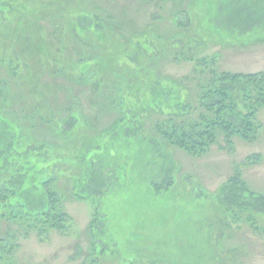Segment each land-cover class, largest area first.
Here are the masks:
<instances>
[{
  "label": "rangeland",
  "instance_id": "1",
  "mask_svg": "<svg viewBox=\"0 0 264 264\" xmlns=\"http://www.w3.org/2000/svg\"><path fill=\"white\" fill-rule=\"evenodd\" d=\"M219 1L23 0L21 8L10 13L18 18L6 32L13 35L19 29L21 36L14 43L10 35L6 42L10 47L5 45L3 50L5 55L20 54L26 64L19 68V81L15 79L6 88L7 96L0 97L6 100L0 102L3 115L16 122L28 139L33 138L31 142L61 147L64 141L58 122L70 106L78 105L84 124L73 136L79 149L83 144L84 148L98 145L100 134L115 129L109 137L116 141L119 121L134 104L123 99L127 107L116 109L115 94L122 86L125 96L145 100L148 95H141L142 90L158 88L169 80L183 86L190 104L195 105L200 60L207 58L209 67L222 71L264 73V25L259 22L264 0H231L226 9ZM31 2L36 10L26 5ZM240 3L249 5L250 13L237 15ZM215 6L225 12L224 17L212 18L217 25L250 24L260 31L228 43L215 31L203 29L205 18L187 24V13L194 10L204 17ZM201 28L204 37L185 49V37ZM141 35H148L150 50L132 47V38ZM66 40L71 54L63 50ZM177 44L182 47L174 48ZM36 50L40 51L35 57ZM80 59H91L92 65L80 71L76 67ZM1 73L11 80L6 69ZM168 117L146 107L139 118L130 120L138 125L134 129L140 134L138 141L152 146L151 159L133 142V156L122 155L103 168L100 164L107 182L102 193L90 186L83 197L70 192L71 181L58 177L57 185H69L65 205L73 221L63 233L51 230L47 236L22 227L0 230V237L11 243L0 250V264H264V231L230 217L215 194L237 169L253 191L264 194V105L254 120L259 123L257 137L248 141L235 137L234 151L227 148L223 137L201 155L172 145L155 129L158 121ZM250 156H255L253 161H248ZM169 172L175 185L168 193L164 187L158 192L153 184L163 182ZM96 215L97 231L89 227ZM255 220L264 227L263 220ZM91 251L98 257L93 262Z\"/></svg>",
  "mask_w": 264,
  "mask_h": 264
},
{
  "label": "trees",
  "instance_id": "2",
  "mask_svg": "<svg viewBox=\"0 0 264 264\" xmlns=\"http://www.w3.org/2000/svg\"><path fill=\"white\" fill-rule=\"evenodd\" d=\"M228 1L220 0L219 5L226 9V6L232 3L231 0ZM13 3L15 7H12ZM240 4V8L236 10L237 15H242L246 10L250 13L249 5L246 3ZM21 5H23V0H0V97L3 98L7 96L6 88H11V83L15 79L14 82L19 81L17 74H19L20 66L26 64L20 54L5 55L3 50L5 45L10 47L7 44L11 35L9 32L6 34L7 31H10L8 27L15 25V18H18L10 16V13H13L14 9H19ZM26 5H28V8L37 9L32 2ZM198 14L194 10L189 14L187 13V24L191 23L193 19L205 18L206 25L203 29L215 31V34L222 36L228 43L233 42L234 39L240 40L239 37L244 35L253 36V34L260 31L259 28L250 24L232 25L228 22L221 26L217 25L212 18L216 15L220 16L219 14L224 17L225 12L218 11L216 6L209 9L204 17H199ZM95 16L97 18V15ZM174 22L177 27L182 26L178 21ZM259 22L260 25L262 23L264 25V8L259 14ZM63 29H65V25ZM184 30L189 29L184 28ZM12 33L11 37H13L15 43L21 36L19 34L20 30H14ZM202 34H204L202 28L200 31H191L185 37V46L183 45L185 49L190 45H194L199 38H203ZM141 36L143 38H132V47L141 49L142 46L145 50H150L148 35ZM247 36L242 38L247 39ZM62 45L63 50L69 54L70 41L66 40ZM36 46L38 47V45ZM178 47L180 48L182 45H174V48ZM39 51L34 52L35 57ZM175 54L186 55L177 51ZM55 55L61 58L65 57V54L63 56V53L60 54L59 52H56ZM87 55L89 56L88 53L85 54V56ZM72 60L75 61L74 58ZM209 62V59L206 58L200 60L199 64L196 65L201 75L198 77L196 91H200L195 105L190 104V98L186 96L187 90H184L183 86H178L169 80H163L158 88L149 87L146 91H141V95H148V97H145L148 103L143 99V101L132 99L131 94L125 96L123 86L120 87V91L115 94L119 100L116 98L114 100L115 96L112 97L114 103H116V109L120 110L127 107V104L122 102L123 99L134 104L131 108L128 105L131 111L126 113V116L119 121L120 130L116 134V136L119 134L116 141L109 137L115 129L110 133L100 134L98 145L85 148L84 144L79 149L74 146L75 138L73 135L77 134L84 124L82 114L77 109L78 105L70 106L67 109V116L58 122V133L64 141V146L61 147L47 145V143L31 142L33 138L28 139L26 135L22 134V128L9 119L5 113L3 115L0 109V142L3 141V144H0V230L7 231L6 229L9 227H22L26 231L33 230L37 232L39 236H47L51 230H57L61 233L67 230V227L73 221L65 205L66 190H69V185L67 188L57 185L56 180H58V177L67 178L72 184L70 192H76L86 197L90 192V186L97 192L102 193L101 189L106 187L107 182L106 179H102L103 170L101 167L109 166V162L117 160L122 155L128 158L131 157L134 153L131 148L133 142L141 148L140 150L145 149L149 154L147 158L151 159V152L149 153V151L152 150V146H148L147 143L143 142L144 140L138 141L139 132L136 131L137 134H135L134 131L138 128V125L131 123L132 119L139 118L142 110L146 107L169 116L165 120L158 121L155 124V129L172 145H176L188 153L205 154L214 144H219L222 137L230 151L235 149V137L246 141L256 138L259 123H254V120L257 109L264 105V73L222 71L209 67ZM43 63L49 65L46 61ZM91 65V59L76 61V67L80 71L88 69ZM2 68L6 69L7 75H10V81L8 77L2 76ZM208 70L210 71L203 75V72ZM114 86L117 87L116 84ZM127 93L131 92L128 91ZM4 101L6 100L0 99L1 103ZM242 101H244L242 105L245 110H242L240 105ZM145 104H148V106L145 107ZM191 108L193 112H197L195 117L192 115L193 112L190 111ZM182 115H187V117L184 119ZM177 117H179V120H175ZM139 122L142 121L139 120ZM103 137L109 138L105 141ZM32 145H36L37 148ZM254 157L250 156L248 161H253ZM139 158H142V155ZM100 164L101 167H99ZM63 165L65 166L61 171L60 166ZM66 172H69L70 175L67 176ZM174 185L175 182L171 172L168 173L163 182L153 184L156 187L155 190L159 192L160 188L164 187L163 192L166 193ZM78 194H75V196ZM215 194L227 214H230V217L238 222L245 221L255 230L264 231V227L257 225L258 222L255 220L259 218L264 222V194L257 193L250 188L249 184L242 179L240 169H237L235 175L221 186ZM245 214L248 216L244 217ZM97 219L98 215L89 225V227H95V229L93 228L95 231H97ZM7 234L10 235L9 231ZM8 244H11L8 239L0 237V250L5 251ZM9 246L13 248L12 245ZM99 246L101 247V245ZM97 248L98 246L94 247V252ZM90 255L93 257L95 254L91 251ZM96 258L98 259L97 255L92 258V262Z\"/></svg>",
  "mask_w": 264,
  "mask_h": 264
}]
</instances>
